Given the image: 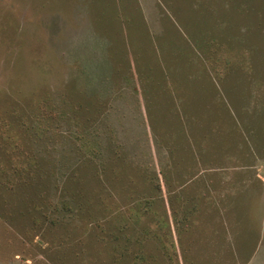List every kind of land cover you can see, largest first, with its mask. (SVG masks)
<instances>
[{"label":"rangeland","instance_id":"obj_1","mask_svg":"<svg viewBox=\"0 0 264 264\" xmlns=\"http://www.w3.org/2000/svg\"><path fill=\"white\" fill-rule=\"evenodd\" d=\"M0 264H264V0H0Z\"/></svg>","mask_w":264,"mask_h":264}]
</instances>
